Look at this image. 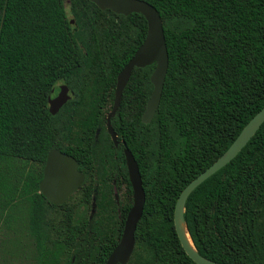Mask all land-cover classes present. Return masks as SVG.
Returning <instances> with one entry per match:
<instances>
[{
  "label": "trees",
  "instance_id": "1",
  "mask_svg": "<svg viewBox=\"0 0 264 264\" xmlns=\"http://www.w3.org/2000/svg\"><path fill=\"white\" fill-rule=\"evenodd\" d=\"M144 1L162 19L168 68L149 123L141 115L155 64L133 68L111 117L122 141L115 146L105 109L146 35L144 16L90 0H67L70 17L64 0H0V221L19 217L37 264H105L132 205L124 146L145 192L127 264H196L175 232L177 197L264 106V0ZM58 84L73 96L52 114L48 99ZM52 148L72 155L85 176L76 208L38 192ZM118 180L129 195L122 207ZM184 218L202 256L264 264V122L189 194Z\"/></svg>",
  "mask_w": 264,
  "mask_h": 264
},
{
  "label": "water",
  "instance_id": "2",
  "mask_svg": "<svg viewBox=\"0 0 264 264\" xmlns=\"http://www.w3.org/2000/svg\"><path fill=\"white\" fill-rule=\"evenodd\" d=\"M101 10L109 9L117 14L128 15L136 12L141 13L147 22L146 35L137 47L133 55L119 71L116 78L114 98L111 110L105 117V126L111 141L115 146L119 142L117 133L111 124V117L115 114L134 67H145L155 64L150 75L153 89L146 102L145 109L141 115L143 123H149L159 105L164 80L168 68V51L162 26V19L157 9L144 0H90ZM73 96V91L66 85L58 86L57 94L48 99L49 111L54 114L60 106ZM264 122V106L244 125L240 133L230 144L227 150L219 156L211 165L194 177L179 193L174 206L173 224L176 235L184 252L196 264H224L213 261L202 256L195 248L190 234L187 230L184 211L185 202L189 194L204 180L229 163L238 152L246 145L260 125ZM123 153L127 168L128 179L132 189V205L129 208L123 230L117 245L113 248L106 259L105 264H127L134 247V233L140 220L145 203V192L138 164L132 152L124 146ZM77 160L58 148L48 151L43 167L42 179L38 184V192L52 204H63L68 197L79 189L85 176L78 169Z\"/></svg>",
  "mask_w": 264,
  "mask_h": 264
},
{
  "label": "rangeland",
  "instance_id": "3",
  "mask_svg": "<svg viewBox=\"0 0 264 264\" xmlns=\"http://www.w3.org/2000/svg\"><path fill=\"white\" fill-rule=\"evenodd\" d=\"M64 3L68 17H70L67 0H64ZM111 107L112 103H108L105 109L106 115L111 110ZM80 196L81 194L75 191L65 202L76 208L75 205L80 201ZM128 196L126 183L118 180L117 202L119 207H122L128 201ZM89 211V208H85L83 210V216L88 217ZM17 214L20 216L19 211H17ZM48 215L54 221L58 220L60 216L58 211L53 209L49 211ZM35 250L34 240L31 236L27 235L19 217L17 218L16 216V219L8 225L0 221V264H37Z\"/></svg>",
  "mask_w": 264,
  "mask_h": 264
},
{
  "label": "flooded vegetation",
  "instance_id": "4",
  "mask_svg": "<svg viewBox=\"0 0 264 264\" xmlns=\"http://www.w3.org/2000/svg\"><path fill=\"white\" fill-rule=\"evenodd\" d=\"M59 85H61V84H58V85H57V90H56V92H54L52 98L57 94V92H58V86H59ZM62 105H63V104H62ZM60 107H61V106H60Z\"/></svg>",
  "mask_w": 264,
  "mask_h": 264
}]
</instances>
